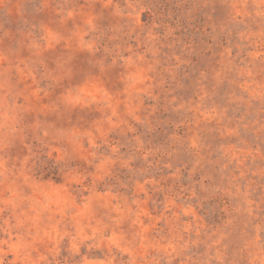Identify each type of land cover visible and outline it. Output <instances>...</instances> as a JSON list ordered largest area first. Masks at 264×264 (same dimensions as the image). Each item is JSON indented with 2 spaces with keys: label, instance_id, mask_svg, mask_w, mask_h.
<instances>
[{
  "label": "rangeland",
  "instance_id": "1",
  "mask_svg": "<svg viewBox=\"0 0 264 264\" xmlns=\"http://www.w3.org/2000/svg\"><path fill=\"white\" fill-rule=\"evenodd\" d=\"M0 264H264V0H0Z\"/></svg>",
  "mask_w": 264,
  "mask_h": 264
}]
</instances>
